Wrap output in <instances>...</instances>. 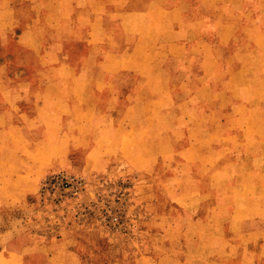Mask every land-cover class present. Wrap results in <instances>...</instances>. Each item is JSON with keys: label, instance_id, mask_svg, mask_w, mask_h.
<instances>
[{"label": "rangeland", "instance_id": "374dc122", "mask_svg": "<svg viewBox=\"0 0 264 264\" xmlns=\"http://www.w3.org/2000/svg\"><path fill=\"white\" fill-rule=\"evenodd\" d=\"M157 1L132 8L148 10L153 25L161 6L182 27L145 33L149 44L136 49L151 74L132 79L140 92L116 95L128 149L88 171L93 143L73 150L72 168L44 177L37 201L3 216L0 264L26 246L40 252L22 264H264V0ZM108 8L107 30L126 55L136 35L120 29L125 11ZM190 10L203 11L202 22L189 23ZM204 35L211 45L187 50ZM58 173L85 187L44 191Z\"/></svg>", "mask_w": 264, "mask_h": 264}, {"label": "crops", "instance_id": "0c3cea01", "mask_svg": "<svg viewBox=\"0 0 264 264\" xmlns=\"http://www.w3.org/2000/svg\"><path fill=\"white\" fill-rule=\"evenodd\" d=\"M25 1L0 0V221L21 204L37 201L44 177L72 168L73 150L93 143L88 152L93 166H84L88 171L104 166L118 149H128V121L117 117L116 95L140 92L132 79L142 82L151 74L146 55L136 49L149 44L145 33L174 29L177 34L182 27L167 23L169 14L161 6L149 25L148 10L132 8L147 0H104L103 7L102 0ZM105 6L115 16L125 11L119 13L120 29L128 40L136 35L126 55L107 30ZM188 12L193 17L189 23L202 22L203 11ZM16 30L11 41L8 34ZM207 36L186 40L187 50L211 45ZM24 54L34 58L23 59ZM203 77H209L207 70ZM123 102L126 109L133 105ZM38 252L36 246L13 248L4 262L22 264L26 254Z\"/></svg>", "mask_w": 264, "mask_h": 264}, {"label": "built area", "instance_id": "2783aa9c", "mask_svg": "<svg viewBox=\"0 0 264 264\" xmlns=\"http://www.w3.org/2000/svg\"><path fill=\"white\" fill-rule=\"evenodd\" d=\"M84 187L85 182L82 178L58 173L45 183L43 190L51 192L58 189L66 193H75ZM112 220L117 221V217H114Z\"/></svg>", "mask_w": 264, "mask_h": 264}]
</instances>
